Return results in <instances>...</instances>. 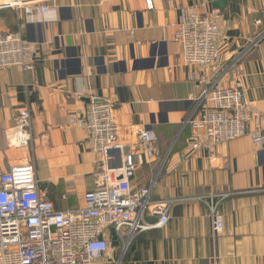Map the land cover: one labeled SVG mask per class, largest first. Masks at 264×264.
<instances>
[{
    "label": "crops",
    "instance_id": "crops-1",
    "mask_svg": "<svg viewBox=\"0 0 264 264\" xmlns=\"http://www.w3.org/2000/svg\"><path fill=\"white\" fill-rule=\"evenodd\" d=\"M17 1L48 11L27 16L0 0V30L20 32L36 48L26 55L31 70L0 71V175L31 162L43 199L58 211L81 207L95 188L98 158L87 132L68 127V119L84 110L82 99L108 101L131 150L137 131L156 137L154 155L143 156L131 186L155 182L154 200L179 202L163 228L136 235L124 252L114 249L94 264H264V148L245 135L211 152L190 151L185 120L201 86L190 79L193 66L177 63L173 34L180 7L199 0ZM204 1L219 27V63L209 75L240 89L264 127V39L235 63L264 33V0ZM24 112L29 144L8 147V130ZM222 195L223 229L213 244L207 209L195 198Z\"/></svg>",
    "mask_w": 264,
    "mask_h": 264
},
{
    "label": "built area",
    "instance_id": "built-area-1",
    "mask_svg": "<svg viewBox=\"0 0 264 264\" xmlns=\"http://www.w3.org/2000/svg\"><path fill=\"white\" fill-rule=\"evenodd\" d=\"M6 5L21 7L27 16L45 15L48 11L46 7L22 6L17 0H8ZM173 35L180 50L177 63L193 66L195 71L190 79L201 86L199 95L190 97L193 107L185 120L193 131L190 151L211 152L245 135L255 146L264 148L262 117L251 113L240 89L230 88L209 75L208 69L219 63V27L204 0L190 8L180 7ZM262 39L264 33L241 52L235 63ZM35 50V45L26 42L20 32L0 30V71L11 67L31 70L26 55ZM95 101L87 104L80 115L71 114L68 119V127L87 132L98 158L95 188L84 194L81 207L58 211L43 199L31 162L0 175V264H94L114 250L110 244L111 228L119 239V251L124 252L136 235L167 224L171 207L179 201L154 200L155 182L139 189L130 183L143 156L154 155L155 135L146 129L137 131L136 149L131 150L129 143L121 140L113 105L100 99ZM29 118L28 112L22 113L8 130V147L28 146ZM118 176L122 179L118 180ZM226 197L195 198L207 209L213 244L223 229L217 208ZM149 217L155 219L154 224L146 223Z\"/></svg>",
    "mask_w": 264,
    "mask_h": 264
},
{
    "label": "water",
    "instance_id": "water-1",
    "mask_svg": "<svg viewBox=\"0 0 264 264\" xmlns=\"http://www.w3.org/2000/svg\"><path fill=\"white\" fill-rule=\"evenodd\" d=\"M84 100L85 102H87V104L91 103V102H96L95 100L94 101H90L89 99H82ZM122 177L121 176H118V180H121ZM155 221V219H154ZM109 236H110V244H111V248H114V249H117L119 248L120 246V242H119V239L114 231L113 228H111L109 230Z\"/></svg>",
    "mask_w": 264,
    "mask_h": 264
}]
</instances>
